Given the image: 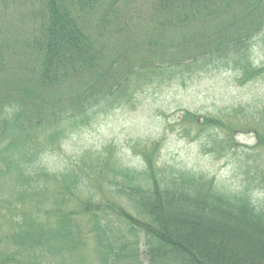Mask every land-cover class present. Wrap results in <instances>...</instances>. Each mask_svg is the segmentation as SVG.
<instances>
[{
    "label": "trees",
    "instance_id": "trees-1",
    "mask_svg": "<svg viewBox=\"0 0 264 264\" xmlns=\"http://www.w3.org/2000/svg\"><path fill=\"white\" fill-rule=\"evenodd\" d=\"M256 45L264 0H0V264H264V161L258 198L160 165L156 142L139 144L140 169L111 148L62 173L38 165L152 87L215 71L264 80ZM244 111L185 112L183 132L227 155L251 129L264 152V107Z\"/></svg>",
    "mask_w": 264,
    "mask_h": 264
},
{
    "label": "rangeland",
    "instance_id": "rangeland-1",
    "mask_svg": "<svg viewBox=\"0 0 264 264\" xmlns=\"http://www.w3.org/2000/svg\"><path fill=\"white\" fill-rule=\"evenodd\" d=\"M253 60H264L260 45L253 49ZM243 107L244 113L237 119L257 115L264 107V80L240 86L237 75L230 71L206 73L185 83L177 82L148 89L136 98L134 108H121L100 120L92 130H84L66 140L56 154H49L38 164L49 173H62L75 165L80 155L87 152H102L111 148L127 167L140 169L142 158L137 155L139 144L158 143V163L164 167L192 170L214 177L219 187L226 191L250 188L254 198L261 189L253 181L255 164L260 168L264 152L254 148L256 138L251 129L237 131L235 152L222 155L214 147L208 153L205 138L192 140L183 132L186 126L182 118L185 112L204 117H220L231 121L233 109ZM192 135V134H191ZM222 138V132L219 133ZM138 144V145H137ZM0 195L6 196L4 190ZM93 242H87L85 252L89 263L93 262Z\"/></svg>",
    "mask_w": 264,
    "mask_h": 264
}]
</instances>
